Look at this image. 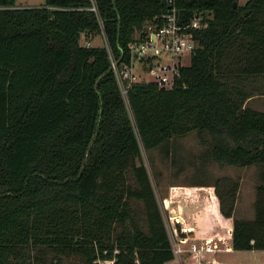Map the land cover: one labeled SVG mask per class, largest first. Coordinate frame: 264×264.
Masks as SVG:
<instances>
[{
	"label": "trees",
	"instance_id": "trees-1",
	"mask_svg": "<svg viewBox=\"0 0 264 264\" xmlns=\"http://www.w3.org/2000/svg\"><path fill=\"white\" fill-rule=\"evenodd\" d=\"M237 1V4H235ZM0 0V264H166L171 237L146 148L197 129L221 163L264 166V0H176L208 13L172 86L137 81L122 94L109 48L129 60L167 0ZM99 16L102 21H100ZM104 33L105 43L85 44ZM264 173V172H263ZM233 216L239 181L215 182ZM234 249H264V181L254 218L235 217Z\"/></svg>",
	"mask_w": 264,
	"mask_h": 264
},
{
	"label": "rangeland",
	"instance_id": "rangeland-1",
	"mask_svg": "<svg viewBox=\"0 0 264 264\" xmlns=\"http://www.w3.org/2000/svg\"><path fill=\"white\" fill-rule=\"evenodd\" d=\"M46 0H16L17 6H44ZM93 38L82 35L85 44L105 43L103 33ZM190 61V58L188 59ZM139 68V66H137ZM251 106L264 110V93L248 100ZM143 160L153 182L163 216L172 234L170 210L180 212L204 233H225L234 226V218H254L257 186L264 181L261 164L235 165L221 163L211 155V136L197 129L175 135L158 146L146 148L139 136ZM219 176H231L239 181L236 207L233 216L221 212L215 182ZM165 200L170 206L165 207ZM207 215L205 218L204 216ZM202 218V219H201ZM176 221V220H175ZM224 264H264V249H235L217 253ZM184 264H193L194 257L183 252ZM167 264H179L178 259Z\"/></svg>",
	"mask_w": 264,
	"mask_h": 264
},
{
	"label": "built area",
	"instance_id": "built-area-1",
	"mask_svg": "<svg viewBox=\"0 0 264 264\" xmlns=\"http://www.w3.org/2000/svg\"><path fill=\"white\" fill-rule=\"evenodd\" d=\"M167 1L170 8L162 15L163 23L148 21L136 32L130 42L129 60L123 52L116 55L107 43L112 69L127 100L130 87L137 81H155L160 85L172 86L180 75L181 66L189 63L188 59L198 46L194 29L206 24L208 13L197 11L186 20L181 16L176 0ZM91 8L98 10L95 0ZM99 19L102 21L100 16ZM170 204L169 200H165V207ZM168 216L172 234L168 231L179 264H184L183 252L194 257L193 264H224L217 253L234 248L225 233L197 235L196 227L182 213L170 210ZM227 234L232 237L233 226L228 228ZM101 264H113V259L103 260Z\"/></svg>",
	"mask_w": 264,
	"mask_h": 264
},
{
	"label": "crops",
	"instance_id": "crops-1",
	"mask_svg": "<svg viewBox=\"0 0 264 264\" xmlns=\"http://www.w3.org/2000/svg\"><path fill=\"white\" fill-rule=\"evenodd\" d=\"M246 1H247V0H239V3H240V4H243V3H245ZM257 95H258V94H257ZM251 98H252V97H251ZM251 98H250V99H251ZM206 216H207V215H205L204 218H205ZM201 219H202V218H201ZM197 229H198V228H197ZM195 234H197V235H203V234H206V233H204L203 230H202V231H201V230H199V231L197 230ZM233 250H235V249L233 248ZM166 264H167V263H166Z\"/></svg>",
	"mask_w": 264,
	"mask_h": 264
},
{
	"label": "water",
	"instance_id": "water-1",
	"mask_svg": "<svg viewBox=\"0 0 264 264\" xmlns=\"http://www.w3.org/2000/svg\"><path fill=\"white\" fill-rule=\"evenodd\" d=\"M235 4H237V1H235Z\"/></svg>",
	"mask_w": 264,
	"mask_h": 264
}]
</instances>
